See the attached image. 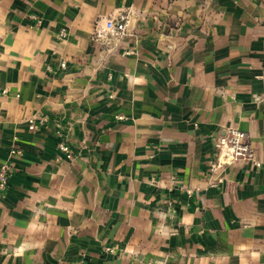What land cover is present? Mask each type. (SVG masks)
I'll return each instance as SVG.
<instances>
[{"label":"crops","instance_id":"crops-1","mask_svg":"<svg viewBox=\"0 0 264 264\" xmlns=\"http://www.w3.org/2000/svg\"><path fill=\"white\" fill-rule=\"evenodd\" d=\"M3 162L0 264H264V0H0Z\"/></svg>","mask_w":264,"mask_h":264},{"label":"built area","instance_id":"built-area-1","mask_svg":"<svg viewBox=\"0 0 264 264\" xmlns=\"http://www.w3.org/2000/svg\"><path fill=\"white\" fill-rule=\"evenodd\" d=\"M127 22L128 13L125 10H121L118 13L114 26L108 33L109 38L106 42V48L104 50L107 52L111 51V49L116 45V42L121 40L127 34ZM101 33L97 32L95 37L97 39L103 38L104 34ZM63 35L64 32L62 31L61 36ZM61 66L64 67V64H61ZM45 121L44 117H30L26 120L27 128L30 131L36 130L40 125H43ZM58 147L65 154V158L67 160L71 158V153L63 141L59 142ZM213 147L215 154L214 157L208 161L209 174H213L221 168L229 167L241 161L250 162L254 167L261 166V161L257 156V152L250 135L238 128H225L223 133L215 138ZM10 153L16 154L18 151L13 149ZM10 173L11 167L9 162H3L0 165V198L6 189Z\"/></svg>","mask_w":264,"mask_h":264}]
</instances>
